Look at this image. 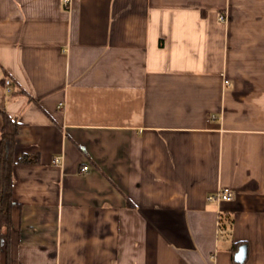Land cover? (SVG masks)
Segmentation results:
<instances>
[{"label":"crops","instance_id":"0c3cea01","mask_svg":"<svg viewBox=\"0 0 264 264\" xmlns=\"http://www.w3.org/2000/svg\"><path fill=\"white\" fill-rule=\"evenodd\" d=\"M3 113L0 264H264V0H0Z\"/></svg>","mask_w":264,"mask_h":264},{"label":"trees","instance_id":"16d2710c","mask_svg":"<svg viewBox=\"0 0 264 264\" xmlns=\"http://www.w3.org/2000/svg\"><path fill=\"white\" fill-rule=\"evenodd\" d=\"M0 128V238L8 236L11 228V211L13 201V167L16 162H36V157L23 155L15 159L16 138L19 132V123L6 113H3Z\"/></svg>","mask_w":264,"mask_h":264},{"label":"built area","instance_id":"2783aa9c","mask_svg":"<svg viewBox=\"0 0 264 264\" xmlns=\"http://www.w3.org/2000/svg\"><path fill=\"white\" fill-rule=\"evenodd\" d=\"M65 1H68V0H65ZM219 18L225 19V16L220 15ZM5 83L8 84L9 80L6 79ZM59 161H60L59 157H56L54 159V163H59ZM86 169H87V166L82 167V170H86ZM234 197H235V193L231 188L221 187V188L216 189L214 192L208 194L206 198L207 200H210V201L223 202V201H231L234 199Z\"/></svg>","mask_w":264,"mask_h":264},{"label":"water","instance_id":"95a60500","mask_svg":"<svg viewBox=\"0 0 264 264\" xmlns=\"http://www.w3.org/2000/svg\"><path fill=\"white\" fill-rule=\"evenodd\" d=\"M246 253H247V246L246 244H241L237 251L234 254V260L236 262H242L244 261L245 257H246Z\"/></svg>","mask_w":264,"mask_h":264}]
</instances>
